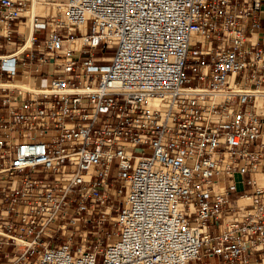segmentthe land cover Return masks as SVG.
<instances>
[{
    "label": "built area",
    "instance_id": "built-area-1",
    "mask_svg": "<svg viewBox=\"0 0 264 264\" xmlns=\"http://www.w3.org/2000/svg\"><path fill=\"white\" fill-rule=\"evenodd\" d=\"M15 76L0 264H264V0H0Z\"/></svg>",
    "mask_w": 264,
    "mask_h": 264
},
{
    "label": "bare ground",
    "instance_id": "bare-ground-1",
    "mask_svg": "<svg viewBox=\"0 0 264 264\" xmlns=\"http://www.w3.org/2000/svg\"><path fill=\"white\" fill-rule=\"evenodd\" d=\"M32 12H39V13H43V8L42 6H40L39 4H33L32 7L27 10V15L29 16L28 20L24 21V22H21L20 23V27H21V32L24 34V37L26 39V43L25 45L20 46L22 48H28L31 44V32H32V29H31V26H30V16H31V13ZM28 80V79H27ZM1 85H9V84H6V83H3L1 82L0 83ZM18 86L22 87L24 90H33L35 89L36 87H38L37 85H35L31 80H29V82L25 81V82H19L17 83ZM10 86V85H9ZM42 88L46 89L47 87L44 85H41ZM261 182L264 183V175L262 176L261 178Z\"/></svg>",
    "mask_w": 264,
    "mask_h": 264
},
{
    "label": "crops",
    "instance_id": "crops-1",
    "mask_svg": "<svg viewBox=\"0 0 264 264\" xmlns=\"http://www.w3.org/2000/svg\"><path fill=\"white\" fill-rule=\"evenodd\" d=\"M20 31H22L21 30V27H20ZM19 77H21V76H15V80H9V81H6V82H3V83H6V84H9V85H11V86H18L17 85V83H19V82H24V81H19L18 80V78ZM24 77V76H23ZM17 78V79H16ZM32 78V77H31ZM33 80V79H32ZM33 83L35 84V85H37V84H40V85H44V83H45V81L43 80V78H38L37 79V84L33 81ZM39 86V85H38ZM20 87V86H19ZM22 88V87H21ZM23 89V88H22ZM209 263H215V260L214 259H211V260H209Z\"/></svg>",
    "mask_w": 264,
    "mask_h": 264
},
{
    "label": "rangeland",
    "instance_id": "rangeland-1",
    "mask_svg": "<svg viewBox=\"0 0 264 264\" xmlns=\"http://www.w3.org/2000/svg\"><path fill=\"white\" fill-rule=\"evenodd\" d=\"M37 37H38V39H42L43 37H44V34L43 33H41V34H37ZM105 52L106 53H110V50H105ZM17 79V78H16ZM28 79V80H27ZM32 78H30V77H28V76H22V77H19L18 78V80L19 81H28L29 82V80H31ZM15 80V79H14ZM33 81V80H32ZM19 87V86H18ZM19 88H21V87H19ZM22 89V88H21ZM89 236H90V234H88V238H89ZM77 237H78V239H80L81 238V234H78L77 235ZM109 238L110 239H114L115 238V234H111L110 236H109Z\"/></svg>",
    "mask_w": 264,
    "mask_h": 264
}]
</instances>
